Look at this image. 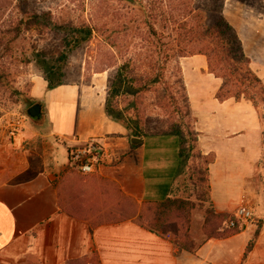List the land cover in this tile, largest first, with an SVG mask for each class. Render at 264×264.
Masks as SVG:
<instances>
[{
  "label": "crops",
  "instance_id": "obj_1",
  "mask_svg": "<svg viewBox=\"0 0 264 264\" xmlns=\"http://www.w3.org/2000/svg\"><path fill=\"white\" fill-rule=\"evenodd\" d=\"M221 10L264 87V18L250 22L231 14L226 3ZM179 64L197 118L198 146L201 153L214 154L209 165L214 210L233 213L247 203L253 208L251 222L231 235L205 239L194 252L177 251L168 237L132 219L92 224L99 213L112 209V182L139 205L167 198L180 171L178 138L147 135L132 143L126 128L104 112L106 83H63L49 89L39 76L29 95L41 103V117L23 121L12 139L14 157L2 164L7 171L2 174H8L0 181L2 259L66 264L94 250L100 264H264L259 116L244 97L216 98L221 79L208 70L205 55L181 57ZM190 76L207 78L206 95L194 96ZM248 134L254 138L249 140ZM89 138H96L107 156L95 172L81 174L69 164L68 150ZM6 145L0 144V151ZM243 233L247 237L237 245L235 239Z\"/></svg>",
  "mask_w": 264,
  "mask_h": 264
},
{
  "label": "trees",
  "instance_id": "obj_2",
  "mask_svg": "<svg viewBox=\"0 0 264 264\" xmlns=\"http://www.w3.org/2000/svg\"><path fill=\"white\" fill-rule=\"evenodd\" d=\"M137 3L141 9V3ZM184 7L186 13L178 22L171 16L162 17L160 14L157 20L156 14L146 13L143 30L139 23L138 26H131L134 30L132 39L122 46L126 53L122 54L125 55L124 60L115 72L107 77L104 112L112 120L124 126L132 137L176 136L179 141L180 158L188 150L195 151L192 156L200 155L206 166L201 169L193 163L190 164L187 175L188 188L185 191L189 189V185L192 189H189V192L184 191L185 194L180 196H173L174 188H172L167 198L157 202L150 201L139 205L133 198L124 195L114 182L110 183L114 190L112 209L107 214L99 213L94 217L92 224L132 219L152 233L159 235L170 233L171 242L177 251L194 252L205 239L225 237L240 229L225 226L217 230L218 226L214 222L217 219L223 220L225 214L215 212L206 189L201 188L202 175L209 172V165L213 159L207 161L208 155L202 154L198 149V132L191 121V107L182 73L179 70L176 80L170 81L166 74L167 64L173 58H177L178 61L179 58L188 55H205L208 70L221 79V85L216 92V98L220 101L229 97L234 99L244 97L253 103L259 95L264 96V87L251 70L249 58L242 49L241 41L234 28L224 18L221 7L204 11H201L199 6L191 8L185 4ZM47 15H50L49 12H24L18 21L8 19L0 23V90L9 87L10 64L14 61H23V58H18L13 50L16 39L22 32L30 31L33 26L38 25L40 20H46ZM166 20L171 23V27L170 32L165 34L163 30H157L155 24ZM175 22L178 23L177 28L181 30H176ZM164 27L165 25L162 24L161 28ZM68 32L69 36L66 40L67 44L71 43V48L83 45L92 34L91 28L84 26L70 28ZM58 57L63 60L66 54L60 53ZM37 61L44 67L43 78L47 81L49 89L65 83L61 67L52 65L46 69V63L42 59ZM149 92L156 93V105L165 116V119L160 120L165 122L163 130L144 129L143 117L146 110L142 107V97ZM126 95H129L131 100L123 106L120 102L122 96ZM197 173L200 178L195 180L193 174ZM195 200L208 202L203 226L206 237L199 242H195L189 232ZM227 219L224 220L225 225ZM250 245L247 246L246 251L249 250ZM66 264H100V262L96 251L93 250L89 256L68 260Z\"/></svg>",
  "mask_w": 264,
  "mask_h": 264
},
{
  "label": "rangeland",
  "instance_id": "obj_3",
  "mask_svg": "<svg viewBox=\"0 0 264 264\" xmlns=\"http://www.w3.org/2000/svg\"><path fill=\"white\" fill-rule=\"evenodd\" d=\"M137 2L141 3V9ZM224 3L231 9V14L245 18L250 22L264 18V0H0V23L2 20L8 19L18 21L24 12H49L50 14L47 15L46 20H40V23L33 26L30 31L22 32L14 43V53L18 58L22 57L23 61H14L13 64H10L9 87L0 90V144H7L6 149L0 151V181L8 178V174H2L7 172L2 164L4 160H11L14 157L12 153L13 136L20 128L24 127L23 121L29 118L26 109L34 102L30 99V87L33 80L44 75V67L37 60L42 59L46 63V69L52 65L61 67L65 83L95 81L98 85L106 83L107 87L108 75L114 73L124 60L123 56L125 55L122 54L125 53V48L122 46L127 44L126 41L132 39L134 30L131 29V26L140 24L139 26L143 30L146 13L156 14L157 20L160 18V14L162 17L171 16L178 22L186 13L184 12L185 4L191 8L199 6L200 10L204 11L205 9L215 10L218 6L222 9ZM177 22L174 23V26L179 31L181 29L177 28ZM162 24L165 25L164 28H161ZM80 26L91 28V37L83 45L71 48V43L67 44L66 40L69 36L68 29ZM170 27L171 23L168 20L155 24V28L163 30L165 34L170 32ZM260 41L264 42V39ZM60 53L66 54L63 60L58 57ZM179 70L181 72L179 60L171 59L166 67L167 78L170 81L176 80ZM190 80L195 84V97L201 98L202 95L208 93L206 90L207 78L203 80L201 77L190 76ZM122 98L120 104L123 106L131 100L129 95L122 96ZM142 103V107H145L146 110L143 117L144 129L146 131L163 130L165 122L160 120L165 119V116L156 105V93H147L142 97ZM252 104L260 120V144L264 158V96L259 95ZM196 120V115L191 111L194 128H197ZM249 123L251 122H247V124ZM247 136L249 140L254 138L249 134ZM198 149L201 152L199 146ZM194 152L188 150L181 158L180 171L173 187V196L185 194L184 191L188 188L187 175L190 164L193 163L201 169L206 166L200 155L192 156ZM204 155H208L207 161L214 158L213 153ZM10 166H12L11 161L6 164L7 168ZM193 178L199 179V174H193ZM202 180L201 188L206 189L210 200L209 172L202 175ZM189 189H192L191 185H189ZM188 190L185 192H189ZM191 198L194 199L193 196ZM194 203L189 232L191 238L195 242H199L206 237L203 226L208 202L195 200ZM231 214L227 213L223 220L217 219L214 222L218 226L217 230L225 228L224 220ZM251 220L252 218L247 223ZM165 236L171 240L170 233H166ZM246 237L245 233L239 235L235 239L237 245ZM0 264L42 263L32 257L12 261V259L4 260L0 256Z\"/></svg>",
  "mask_w": 264,
  "mask_h": 264
},
{
  "label": "built area",
  "instance_id": "obj_4",
  "mask_svg": "<svg viewBox=\"0 0 264 264\" xmlns=\"http://www.w3.org/2000/svg\"><path fill=\"white\" fill-rule=\"evenodd\" d=\"M106 152L96 138L87 139L82 145L68 150L69 164L81 174L95 172L106 159ZM253 217V208L247 203H241L228 217L226 227L241 229Z\"/></svg>",
  "mask_w": 264,
  "mask_h": 264
},
{
  "label": "water",
  "instance_id": "obj_5",
  "mask_svg": "<svg viewBox=\"0 0 264 264\" xmlns=\"http://www.w3.org/2000/svg\"><path fill=\"white\" fill-rule=\"evenodd\" d=\"M41 113H42V105L40 102H34L26 109V114L29 118H40ZM130 141L132 143H138L140 142V138L131 137Z\"/></svg>",
  "mask_w": 264,
  "mask_h": 264
}]
</instances>
